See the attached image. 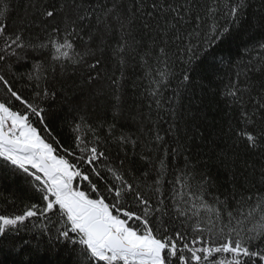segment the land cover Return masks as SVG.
<instances>
[{
  "label": "snow or ice",
  "instance_id": "snow-or-ice-1",
  "mask_svg": "<svg viewBox=\"0 0 264 264\" xmlns=\"http://www.w3.org/2000/svg\"><path fill=\"white\" fill-rule=\"evenodd\" d=\"M19 7L0 0V179L26 199L0 213V264H264V0ZM208 93L219 151L192 111Z\"/></svg>",
  "mask_w": 264,
  "mask_h": 264
},
{
  "label": "trees",
  "instance_id": "trees-1",
  "mask_svg": "<svg viewBox=\"0 0 264 264\" xmlns=\"http://www.w3.org/2000/svg\"><path fill=\"white\" fill-rule=\"evenodd\" d=\"M20 4V7L17 9V14H23V3L24 0H14V4ZM253 7L250 11L256 10L257 6L259 5V0H250ZM30 66V62H29ZM25 68L21 67L18 71H24ZM141 74V70L138 67H134L131 64L127 69L128 81H127V95H126V108L129 104L133 103V81L139 83L138 77ZM57 81L52 82L56 84L57 89H59L60 83L64 81L60 80L59 77V70H57ZM71 75V72H69ZM68 84L71 83L70 80L67 81ZM221 85L214 83L212 85L213 88L220 87ZM78 99V97H77ZM73 102V98L71 96V92H69L68 98H65L63 94L58 95L54 102H51L52 112L54 114V127L57 130L58 134L61 136V139L66 140L68 136V129L62 126V122L65 119L68 113V106L70 103ZM197 108L201 115L204 117L203 120V128L208 136H212L213 133L217 134L216 137V150L219 151L220 148H226L227 143L225 142V137L220 136L219 133L226 132L227 130V123L226 118L224 117V105L220 102L219 96H212L211 93H208L204 96L203 104L202 105H193L192 111L196 113ZM135 112V108L132 109ZM97 117L106 118L109 121L111 120V113L109 112L107 116H104L102 111H97L95 113H91V118L96 120ZM120 124H125L127 128L133 129L135 125H133L130 119L124 120L121 119L119 121ZM230 143V141L228 142ZM250 163L255 162L257 167H259L258 161L249 160ZM26 199V191L23 185V181L19 177L14 178H7V179H0V213L13 211V207L11 204L8 203L9 200H15L17 205H19L23 200ZM62 259L67 260L68 264H72L71 259L62 253Z\"/></svg>",
  "mask_w": 264,
  "mask_h": 264
}]
</instances>
